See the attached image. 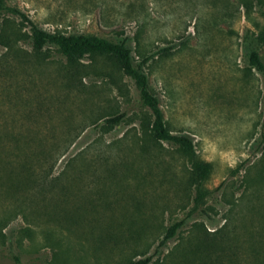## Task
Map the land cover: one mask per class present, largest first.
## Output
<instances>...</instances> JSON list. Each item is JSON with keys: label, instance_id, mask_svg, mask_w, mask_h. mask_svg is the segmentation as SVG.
<instances>
[{"label": "rangeland", "instance_id": "374dc122", "mask_svg": "<svg viewBox=\"0 0 264 264\" xmlns=\"http://www.w3.org/2000/svg\"><path fill=\"white\" fill-rule=\"evenodd\" d=\"M0 20V264H264V0H6ZM126 41L172 135L106 55L32 28ZM118 121L108 123V120ZM181 223L161 244L167 230Z\"/></svg>", "mask_w": 264, "mask_h": 264}, {"label": "trees", "instance_id": "16d2710c", "mask_svg": "<svg viewBox=\"0 0 264 264\" xmlns=\"http://www.w3.org/2000/svg\"><path fill=\"white\" fill-rule=\"evenodd\" d=\"M13 11L20 13L18 10L10 9L6 5V0H0V20L4 12ZM32 28L33 48L36 51H42L46 46L56 47L61 54L72 59L81 60L89 55L101 54L114 58L123 73L130 77L136 83L141 101L147 105L153 115L151 132L153 137L158 141L175 142L183 146L190 152L193 164L196 169V175L199 180V186L203 185L211 175V164L200 159L196 154L194 143L191 137L187 135L175 136L170 132L165 120L160 102L155 94L151 91L149 77L141 68L135 66L131 46L126 41L112 42L108 39L94 35H64L61 33H50L41 29L34 21L28 19ZM249 63L257 71L264 75V61L259 53L252 51L249 56ZM118 121L116 119L108 120V123ZM181 223L171 226L162 241V245L172 239L180 228ZM133 264H151V258H143Z\"/></svg>", "mask_w": 264, "mask_h": 264}]
</instances>
